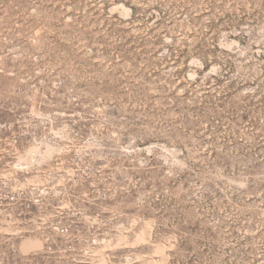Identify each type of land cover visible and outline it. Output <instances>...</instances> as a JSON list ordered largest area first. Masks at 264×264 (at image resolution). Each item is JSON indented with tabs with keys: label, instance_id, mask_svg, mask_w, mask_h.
Here are the masks:
<instances>
[{
	"label": "rangeland",
	"instance_id": "374dc122",
	"mask_svg": "<svg viewBox=\"0 0 264 264\" xmlns=\"http://www.w3.org/2000/svg\"><path fill=\"white\" fill-rule=\"evenodd\" d=\"M0 264H264V0H0Z\"/></svg>",
	"mask_w": 264,
	"mask_h": 264
}]
</instances>
